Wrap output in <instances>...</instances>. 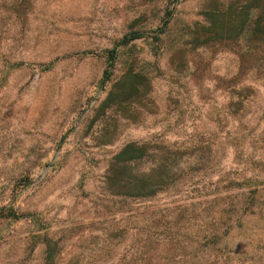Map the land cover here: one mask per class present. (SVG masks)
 <instances>
[{
    "label": "rangeland",
    "instance_id": "374dc122",
    "mask_svg": "<svg viewBox=\"0 0 264 264\" xmlns=\"http://www.w3.org/2000/svg\"><path fill=\"white\" fill-rule=\"evenodd\" d=\"M231 3L0 0V264H114L150 240L152 264H264V84L228 82ZM129 143L201 160L153 197L116 195L107 168Z\"/></svg>",
    "mask_w": 264,
    "mask_h": 264
},
{
    "label": "trees",
    "instance_id": "16d2710c",
    "mask_svg": "<svg viewBox=\"0 0 264 264\" xmlns=\"http://www.w3.org/2000/svg\"><path fill=\"white\" fill-rule=\"evenodd\" d=\"M173 7L168 10L167 15L169 17L173 11ZM229 7L231 9L235 8V10L238 9V12L242 14V19L238 24L237 30H234L232 33L235 35L223 37H234L235 40H243L244 43L239 51V73L235 77L230 78L228 82L230 84L233 82V79L240 81L243 78L242 74L253 73L254 79L260 80L264 84V0H246L244 2L234 0V3H231ZM231 9L227 10L231 11ZM252 10H254L253 18H251ZM114 53L113 50L108 52L110 61L114 60ZM204 65H209V61L206 60ZM251 88L252 85H240L239 91L233 97L235 100H228L227 107L230 111L232 110V114L239 112L244 104L245 97H241L242 92L249 91ZM186 149H181V147H166L165 149L161 148L159 151L155 150L152 153H148L146 143L137 145L129 143L110 160V165L107 168V175L110 174L109 179L111 180L109 185L116 195H127L132 198L153 197L157 193L174 185L186 170L200 162V157H194L193 159L185 157ZM198 150L200 153H203L209 150V148L206 145H199ZM149 156L153 157V162H151L148 169H142L140 164L144 157ZM252 180V177L248 178V181ZM235 186L237 185L235 184L231 187ZM258 189V187H254L253 189L241 192L243 199L241 207L233 206V203L229 204V209L225 210L228 214L227 219H231L232 212H239V218L256 200ZM0 215L3 214L0 213ZM150 241H145V248L141 250L136 249L130 255L123 257L127 258L126 260H121L114 264H152L149 261L152 257L148 248ZM166 241H168L172 248L180 243L178 238L174 236L169 237ZM181 264H188V262Z\"/></svg>",
    "mask_w": 264,
    "mask_h": 264
}]
</instances>
